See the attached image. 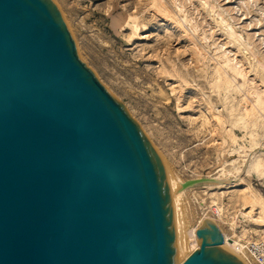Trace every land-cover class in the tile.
Wrapping results in <instances>:
<instances>
[{"label":"water","instance_id":"obj_1","mask_svg":"<svg viewBox=\"0 0 264 264\" xmlns=\"http://www.w3.org/2000/svg\"><path fill=\"white\" fill-rule=\"evenodd\" d=\"M196 237L184 250L167 164L55 0H0V264H246L211 220Z\"/></svg>","mask_w":264,"mask_h":264},{"label":"rangeland","instance_id":"obj_2","mask_svg":"<svg viewBox=\"0 0 264 264\" xmlns=\"http://www.w3.org/2000/svg\"><path fill=\"white\" fill-rule=\"evenodd\" d=\"M55 2L80 57L126 107L172 177L220 171L224 178L255 149V160L264 162V0ZM242 178L245 184L219 196L188 192L184 221L193 226L200 203L209 210L221 197L226 222L236 220V233L224 225L228 234L261 230L241 210L249 185L264 212V166Z\"/></svg>","mask_w":264,"mask_h":264},{"label":"bare ground","instance_id":"obj_3","mask_svg":"<svg viewBox=\"0 0 264 264\" xmlns=\"http://www.w3.org/2000/svg\"><path fill=\"white\" fill-rule=\"evenodd\" d=\"M165 94V93H164ZM251 97V96H250ZM256 97V96H255ZM253 99V98H252ZM248 103V102H247ZM229 135V134H228ZM255 149V148H254ZM257 149H255L253 152H249V159H246L243 167L241 169H236V172H230L227 176L224 178L222 177V174L218 173L215 174H208L205 176H200L194 180L192 184H190L187 187H184V183L186 182L185 179H183L181 176L172 177L171 180L173 184V190H174V196L176 200V206H177V214H178V222H179V229H180V235H181V241L183 248L185 250V246L187 245L189 249L187 251H194L197 247L199 248L200 245L197 242L196 237V231L199 229V227L203 224L204 219H209L212 222L216 223L217 226L221 229V231L224 234V245L232 250L234 253H236L242 260L245 261L246 264H251L247 255L249 256L247 250L245 249V245L248 241H250L255 234H259L261 230L264 229V212L263 208L260 206L258 201L254 198L253 189L251 186H246L248 188L249 192L252 194L245 193L242 197L243 205L245 206V211L241 210V213L244 214L246 217L251 218L255 225L261 228V230H256L257 232L249 231V229H246V231H242V234L230 235L227 233L226 228L224 227L225 224H229L231 226V229L236 233L237 229L236 226V220L233 221L232 218L234 216L231 215V221L226 222L225 214L223 213L222 205L219 204L216 199L221 198L217 197L215 200L211 201L212 204L209 206V210H206V206H203V201L200 203V215L197 218V222L194 223L192 226L191 222L186 223L183 219V213H182V204L184 197L188 194V192L194 191L195 189L201 188L204 190L205 193L210 195H222L225 192L222 191L224 189H229L235 186H238L239 184H245L246 181L242 178V174L244 172H248L250 168H254L256 171L264 166V162L261 159L257 158V153L255 152ZM245 157V156H243ZM255 160V161H254ZM188 181V180H187ZM205 189H208L205 190ZM210 192V193H209ZM249 211H246L248 210ZM257 210H260V215L258 217H254L253 213H255ZM235 218V217H234ZM187 220V219H186ZM245 232V233H243ZM247 235V236H246ZM250 257V256H249ZM251 258V257H250ZM251 260H253L251 258Z\"/></svg>","mask_w":264,"mask_h":264},{"label":"built area","instance_id":"obj_4","mask_svg":"<svg viewBox=\"0 0 264 264\" xmlns=\"http://www.w3.org/2000/svg\"><path fill=\"white\" fill-rule=\"evenodd\" d=\"M245 249L255 264H264V229L246 243Z\"/></svg>","mask_w":264,"mask_h":264}]
</instances>
